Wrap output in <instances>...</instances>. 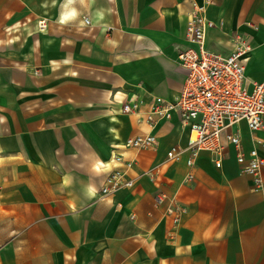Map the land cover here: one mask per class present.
<instances>
[{"label": "crops", "instance_id": "obj_1", "mask_svg": "<svg viewBox=\"0 0 264 264\" xmlns=\"http://www.w3.org/2000/svg\"><path fill=\"white\" fill-rule=\"evenodd\" d=\"M191 1L86 0L62 25L63 0H0V264H264V168L256 187L227 137L238 132L243 150L264 155V131L227 127L222 167L209 152L190 167L191 131L178 116L146 120L152 99L183 93L176 55ZM194 1H208L215 24L207 47L229 54L240 31L252 46L248 86L264 82V0ZM133 102L137 111H122ZM146 134L159 138L156 149L124 148ZM116 152L133 161V186L101 195ZM171 201L188 208L178 225L166 214Z\"/></svg>", "mask_w": 264, "mask_h": 264}, {"label": "built area", "instance_id": "obj_2", "mask_svg": "<svg viewBox=\"0 0 264 264\" xmlns=\"http://www.w3.org/2000/svg\"><path fill=\"white\" fill-rule=\"evenodd\" d=\"M208 2V1H207ZM206 2V3H207ZM191 1L189 20L185 37L186 46L177 52V62L186 69L187 79L183 93L175 101L163 97L151 100V112L146 120L156 124L158 120L170 121L178 116L179 121L191 131L187 163L190 167L202 152H209L215 158V165L222 167L225 152L222 151V132L230 126L246 122L249 130L254 133L264 131V82H253L248 85L245 62L251 53L252 46L246 37L235 31L232 33L234 50L229 54L218 53L207 47L206 36L215 24L205 15V4ZM86 24L90 18L86 17ZM42 29L47 28L46 20L40 22ZM139 102L126 103L122 111H137ZM228 140L238 150L237 162L242 171L253 176L254 186H262L261 172L264 168V155L258 146L249 152L243 150L242 137L238 132L227 134ZM263 144L262 141H258ZM159 138L153 134L131 136L124 143V148L138 150L156 149ZM112 160L118 164L109 171L100 194L108 195L121 189H130L133 180L128 179V172L133 165L122 153H111ZM183 148L173 147L169 151V159L177 161L182 158ZM155 180L157 175L148 172ZM162 205L169 198L163 192L156 196ZM166 214L173 217L178 225L189 214L184 205L171 201L166 207Z\"/></svg>", "mask_w": 264, "mask_h": 264}, {"label": "clouds", "instance_id": "obj_3", "mask_svg": "<svg viewBox=\"0 0 264 264\" xmlns=\"http://www.w3.org/2000/svg\"><path fill=\"white\" fill-rule=\"evenodd\" d=\"M84 5L86 3V0H63V3L61 4V11L59 15V23L60 24H69L71 22H74L77 20V18L80 16V11L76 7L77 4ZM104 10L103 9H97L95 16L98 21H102L104 19ZM81 26L86 24L85 21H80ZM69 178L66 176L64 178V181H68ZM84 194L86 197L91 198L95 196L96 189L94 186L89 184L86 189H84Z\"/></svg>", "mask_w": 264, "mask_h": 264}]
</instances>
